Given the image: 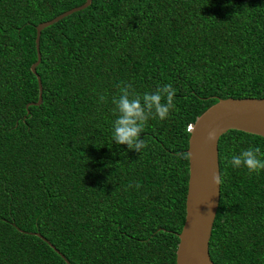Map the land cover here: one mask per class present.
<instances>
[{"label":"trees","instance_id":"obj_1","mask_svg":"<svg viewBox=\"0 0 264 264\" xmlns=\"http://www.w3.org/2000/svg\"><path fill=\"white\" fill-rule=\"evenodd\" d=\"M0 0V264H174L188 126L220 99H264V0ZM172 84L141 153L112 141L118 85ZM100 95L107 102L100 103ZM264 138L217 142L213 264H264V171L233 168ZM131 187L128 185H136Z\"/></svg>","mask_w":264,"mask_h":264},{"label":"water","instance_id":"obj_2","mask_svg":"<svg viewBox=\"0 0 264 264\" xmlns=\"http://www.w3.org/2000/svg\"><path fill=\"white\" fill-rule=\"evenodd\" d=\"M90 2L91 0H85L80 6L35 27L36 60L29 68L38 88L37 102L33 105H39L41 101V85L35 73V67L40 61V32L62 18L87 8ZM210 130L216 131V139L212 142L207 140ZM230 130L264 138V99H220L201 113L192 124L186 149L189 158L184 219L177 234L174 264H213L208 255V241L218 205L219 185L212 183V174L219 173L218 139Z\"/></svg>","mask_w":264,"mask_h":264},{"label":"clouds","instance_id":"obj_3","mask_svg":"<svg viewBox=\"0 0 264 264\" xmlns=\"http://www.w3.org/2000/svg\"><path fill=\"white\" fill-rule=\"evenodd\" d=\"M117 87L118 94L111 100L114 105L113 111L117 115L112 127V141L119 145H126L129 150L141 153L147 147L145 139H141V134L145 131L148 121L150 119L163 121L169 117L175 109L176 90L170 83L143 94L137 93L130 83L121 82ZM99 102H107V97L100 95ZM215 139L216 131L210 130L207 140L212 142ZM177 157L187 159L189 154L177 153ZM229 163L236 169L246 168L250 175L259 174L264 171V154H261L257 147H248L239 154L232 155ZM212 183L222 185V174L214 172ZM139 186V183L128 185L129 188Z\"/></svg>","mask_w":264,"mask_h":264},{"label":"built area","instance_id":"obj_4","mask_svg":"<svg viewBox=\"0 0 264 264\" xmlns=\"http://www.w3.org/2000/svg\"><path fill=\"white\" fill-rule=\"evenodd\" d=\"M190 130H191V126H188V127H187V131H190Z\"/></svg>","mask_w":264,"mask_h":264}]
</instances>
